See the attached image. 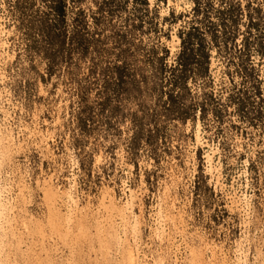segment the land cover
Listing matches in <instances>:
<instances>
[{"label": "rangeland", "instance_id": "obj_1", "mask_svg": "<svg viewBox=\"0 0 264 264\" xmlns=\"http://www.w3.org/2000/svg\"><path fill=\"white\" fill-rule=\"evenodd\" d=\"M0 26V264H264V0H0Z\"/></svg>", "mask_w": 264, "mask_h": 264}, {"label": "bare ground", "instance_id": "obj_2", "mask_svg": "<svg viewBox=\"0 0 264 264\" xmlns=\"http://www.w3.org/2000/svg\"><path fill=\"white\" fill-rule=\"evenodd\" d=\"M177 1V5H179V2H181L182 0H176ZM168 2H169V4L170 3H172V0H168ZM4 34V31L2 30V27L0 26V46L1 47H4V46H6V42H1V36ZM173 39L175 40V41H177L178 40V38L175 36V35H173ZM196 141H197V143L198 144H201V145H203L204 143H203V141H202V136H201V133H200V130L198 129V131H197V133H196ZM214 153H215V151L212 149L210 152H208L206 155H205V158H206V163H207V167H208V170L210 171V174H211V176H213V177H216V179L219 181V178H220V170H219V167L218 166H216V165H214V162H213V159H214ZM50 180V179H49ZM45 184H47L46 185V187L45 188H47V193H46V195L50 198V199H52L51 201L52 202H54V201H56V200H58V198H64L65 199V205H67V207H68V215L67 216H64V215H62V213L60 212V211H58V213L57 212H53V209H51L52 210V217H48L49 219L48 220H50V221H48V223L50 222L51 223V226L53 227V229H55V230H57L56 231V233L58 232H61V228H63V229H65V231H68V229L70 228V226H72L71 225V223H72V216H73V210H76V209H71V206L73 207V205L72 204H74L76 207H77V200L73 197V193H72V191L71 190H68V191H64V192H62V194H61V192H60V190H59V188L58 187H54V185L50 182V181H46L45 180ZM72 187H74V186H72ZM45 195V196H46ZM63 195V196H62ZM48 197H47V199H48ZM135 198H136V191L135 190H133V189H131V188H128V194H127V200L125 201V205L124 206H122L121 208H119L118 206H117V203H116V199H115V196H114V191H113V189H111V188H105V189H103V191L101 192V196H100V198H99V206H98V210H100V207H103L104 209H105V211L108 213V214H110L109 216L111 217V215L113 216L114 214H116V215H121L123 218H135L134 220L135 221H138L139 219H138V217H140L141 216V213H142V208L140 207L139 209H140V215H134V211H133V207H134V200H135ZM243 202L244 204H243V206H242V208L246 211V212H248V210L250 209L249 208V202H248V198L246 197V196H244L243 198H239L238 200H234V202L236 203V202ZM1 203V202H0ZM53 205V204H52ZM3 206V205H2ZM54 206H55V203H54ZM2 207H1V204H0V218H1V216H3V210L1 209ZM52 208H54L53 206H52ZM56 209V208H55ZM172 209H176V207H175V203L173 202L172 203ZM57 210V209H56ZM58 210H60V209H58ZM102 210V209H101ZM104 211V213L105 214H107L106 212ZM51 212V211H50ZM115 212V213H114ZM118 213V214H117ZM179 213V212H178ZM50 214V213H49ZM106 216V215H105ZM142 217V216H141ZM107 219H108V216L106 217ZM77 219V218H76ZM79 219V218H78ZM111 219H112V217H111ZM80 220V219H79ZM78 220V221H79ZM99 220V219H98ZM103 220V219H102ZM110 220V219H109ZM64 224H63V223ZM104 222H105V220H104ZM79 223V222H78ZM81 223V224H80ZM79 224H77L78 226V228H77V230H79V232H80V234L81 235H85L86 234V232H88V230L85 228V225H84V223L83 222H80ZM97 223V222H96ZM103 223V222H102ZM23 224H26V223H23ZM75 224V223H74ZM83 224V225H82ZM101 224V223H100ZM100 224H98V226L100 225ZM105 223H103V225H104ZM113 224V223H112ZM128 224V223H127ZM27 225V224H26ZM97 225V224H96ZM95 225V226H96ZM107 226L108 225H110V224H106ZM39 226V225H38ZM110 226H112V225H110ZM109 226V227H110ZM35 227V226H34ZM41 227V226H40ZM52 227L50 228V229H52ZM87 227V226H86ZM29 228V227H28ZM27 228V230H29ZM36 228H38V230H39V227H35V228H33V229H36ZM99 228H101V229H104L103 227H101V226H99ZM98 227L96 228V229H98V232H99V229ZM106 228V227H105ZM111 228H113V226L111 227ZM135 227H133V229H134ZM26 229V228H25ZM32 229V230H33ZM71 229V228H70ZM105 230V229H104ZM107 231H108V229H106ZM36 231V230H35ZM42 230H40V232H41ZM115 231V230H114ZM53 232H54V230H53ZM97 232V233H98ZM103 233H107V232H105V231H102ZM55 233V232H54ZM63 233H65L64 231L62 232V234ZM68 233V232H67ZM109 234V233H108ZM111 234V233H110ZM115 234V233H114ZM111 234V237L113 238V237H117V234ZM59 236H60V234H58ZM67 235V234H66ZM99 235V234H98ZM58 236V237H59ZM109 236V235H108ZM62 237V236H61ZM60 237V238H61ZM63 237H66L67 238V236H65V235H63ZM98 237V236H97ZM101 236H99V238H100ZM104 238H105V236H104ZM62 240H65L64 238L62 239ZM101 240V239H100ZM99 241V240H98ZM102 241V240H101ZM122 241V240H121ZM123 241H125V240H123ZM105 242V244H106V241H104ZM114 242H116V240L114 241ZM100 243H103V242H100ZM112 243V242H111ZM130 243V242H129ZM104 244V243H103ZM108 244V243H107ZM122 244V243H121ZM114 245H115V243H114ZM116 245H118L117 243H116ZM123 245V244H122ZM107 246H109V244L107 245ZM106 246V247H107ZM112 247V246H111ZM120 247H122V246H120ZM119 247V248H120ZM117 248V247H116ZM108 249V248H107ZM110 249V248H109ZM108 249V250H109ZM123 249L124 250H122V256L124 257V259L122 258V260H124L125 262H126V264H136V262H137V255H138V253H137V249H136V245L135 244H133L132 245V243L131 244H127V245H124V247H123ZM117 250V249H116ZM120 250V249H119ZM199 250H201V249H199ZM101 251V250H100ZM105 251V250H104ZM111 251H112V249H111ZM110 251V252H111ZM102 252V251H101ZM100 252V253H101ZM114 252V251H113ZM117 252V251H116ZM191 255H192V259H193V262H194V264H196V263H198V264H205L204 263V257L203 256H201V255H199L198 254V252L196 253L195 251H194V249L192 248L191 249ZM204 252V251H203ZM236 252H237V255H236V262H235V264H245V262H246V253H245V251L242 249V247H240V248H238L237 250H236ZM106 253V255H108L107 254V252H105ZM115 253V252H114ZM222 253V252H221ZM119 254H121L120 252H119ZM211 256H210V261L211 262H215V259H217L219 256V252L217 251V250H215L214 248H211ZM223 254V253H222ZM110 255V254H109ZM190 258V257H189ZM225 258H226V256H222V261H224L225 260ZM207 259V258H206ZM121 260V261H122ZM105 261H107L106 259H105ZM112 260H110V261H108V262H111ZM190 261H191V259H190ZM189 261V262H190ZM124 262V263H125ZM160 262H161V260H160ZM210 262V263H211ZM123 263V262H122ZM122 263H120V264H122ZM42 264V263H41ZM108 264V263H107ZM161 264V263H160ZM216 264V263H215Z\"/></svg>", "mask_w": 264, "mask_h": 264}]
</instances>
